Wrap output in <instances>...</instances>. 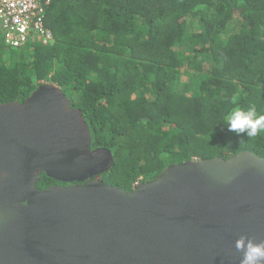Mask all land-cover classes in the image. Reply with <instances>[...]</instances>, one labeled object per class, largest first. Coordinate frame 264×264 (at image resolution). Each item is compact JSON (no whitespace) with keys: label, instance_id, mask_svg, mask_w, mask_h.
<instances>
[{"label":"trees","instance_id":"1","mask_svg":"<svg viewBox=\"0 0 264 264\" xmlns=\"http://www.w3.org/2000/svg\"><path fill=\"white\" fill-rule=\"evenodd\" d=\"M46 25L48 44L0 37V102L60 86L114 155L101 179L131 190L196 157H264V133L223 124L237 106L264 114V0H51Z\"/></svg>","mask_w":264,"mask_h":264},{"label":"water","instance_id":"2","mask_svg":"<svg viewBox=\"0 0 264 264\" xmlns=\"http://www.w3.org/2000/svg\"><path fill=\"white\" fill-rule=\"evenodd\" d=\"M82 110L55 83L0 102V264H240L264 243V157L244 149L164 167L131 190L101 179ZM65 184L38 187L42 174Z\"/></svg>","mask_w":264,"mask_h":264},{"label":"built area","instance_id":"3","mask_svg":"<svg viewBox=\"0 0 264 264\" xmlns=\"http://www.w3.org/2000/svg\"><path fill=\"white\" fill-rule=\"evenodd\" d=\"M50 2L51 0H0V37L11 47H23L33 40L42 44L50 43L53 33L46 25Z\"/></svg>","mask_w":264,"mask_h":264},{"label":"clouds","instance_id":"4","mask_svg":"<svg viewBox=\"0 0 264 264\" xmlns=\"http://www.w3.org/2000/svg\"><path fill=\"white\" fill-rule=\"evenodd\" d=\"M224 128L243 141L264 133V114L258 113L254 105L247 109L234 107L224 118ZM235 247L242 254L240 264H264V243H257L254 239L241 236Z\"/></svg>","mask_w":264,"mask_h":264},{"label":"flooded vegetation","instance_id":"5","mask_svg":"<svg viewBox=\"0 0 264 264\" xmlns=\"http://www.w3.org/2000/svg\"><path fill=\"white\" fill-rule=\"evenodd\" d=\"M55 184H65V183H53V184H50V185H55ZM50 185H48V186H50Z\"/></svg>","mask_w":264,"mask_h":264}]
</instances>
